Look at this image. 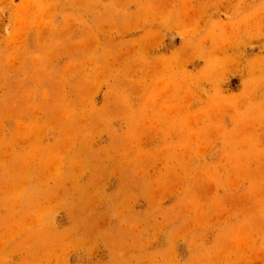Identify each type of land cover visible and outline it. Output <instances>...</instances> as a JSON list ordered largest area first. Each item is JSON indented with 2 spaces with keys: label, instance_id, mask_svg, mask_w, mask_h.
<instances>
[{
  "label": "rangeland",
  "instance_id": "374dc122",
  "mask_svg": "<svg viewBox=\"0 0 264 264\" xmlns=\"http://www.w3.org/2000/svg\"><path fill=\"white\" fill-rule=\"evenodd\" d=\"M0 264H264V0H0Z\"/></svg>",
  "mask_w": 264,
  "mask_h": 264
}]
</instances>
